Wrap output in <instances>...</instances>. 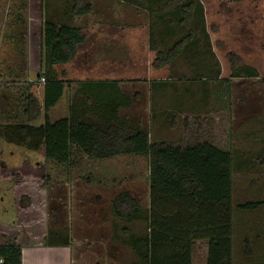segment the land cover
<instances>
[{
	"label": "trees",
	"instance_id": "trees-1",
	"mask_svg": "<svg viewBox=\"0 0 264 264\" xmlns=\"http://www.w3.org/2000/svg\"><path fill=\"white\" fill-rule=\"evenodd\" d=\"M128 1L146 6L152 13L151 18L155 14L152 19L159 20V7H154L158 2ZM95 4L89 0H72L67 8L68 22H56L46 14L42 28L43 65L38 78L39 81L44 79L43 99L41 101L32 92L33 82L16 81L18 77L0 81V98L5 104L0 106V118L5 119L0 122V138L34 152L43 150L47 160L72 168L82 167L86 161L101 162L117 157L146 159L150 208L144 209L126 192L118 194L111 206L115 219L114 237H117L118 222L124 223L120 231L127 239L122 242L130 246L137 257L134 264H193L197 242H205L208 247L207 264H235L232 202L236 164L231 147L232 78H258L259 72L239 66L228 77L219 80L218 72L206 95L208 109L205 114L180 113L182 136L178 141L152 137L141 121L120 117V109L131 107L132 99L123 94L118 81L78 82L80 88L69 104L68 115L52 120L49 112L61 101L70 82L60 76L56 66L78 59L79 48L88 37L74 21L93 17ZM203 4L200 0H189L184 7L193 10L189 16L197 19L198 25L205 30ZM26 9L27 4L23 3L11 15L15 25L11 33L20 40L27 33ZM150 39L154 48L153 30ZM21 45L18 51L24 74L27 51L24 43ZM206 75L201 73L200 77H208ZM16 84H22L20 89L17 90ZM14 108L16 112H13ZM41 116L44 121L37 125ZM170 116L174 119L173 114ZM263 203L248 201L238 208L253 211ZM135 222H143L147 231L134 233L128 223ZM70 241L69 234L50 229L45 238L47 245L69 246ZM0 259L3 264H23L22 247L0 245ZM255 264L264 262L260 258Z\"/></svg>",
	"mask_w": 264,
	"mask_h": 264
},
{
	"label": "rangeland",
	"instance_id": "rangeland-1",
	"mask_svg": "<svg viewBox=\"0 0 264 264\" xmlns=\"http://www.w3.org/2000/svg\"><path fill=\"white\" fill-rule=\"evenodd\" d=\"M64 1L0 0V69L3 64L13 66L14 69H16V66L17 68L21 67L22 57L18 50L22 47L21 43H24L27 51V66L30 62L34 66L32 71L35 73L40 72L44 57L42 28L44 15L47 11L46 6L49 5L54 9L56 5L62 6ZM89 1L96 3V0ZM201 1L204 3L205 8L202 16L205 30H211L214 23L223 26L225 18L228 21L232 18L236 22L241 20L240 26L244 28V33H246L244 34L245 40L240 43L235 41L233 50L236 57L231 59L230 67L229 64H225L226 72L224 74L227 77L230 75L233 59L238 58V63L242 68L250 67L251 70L253 69L260 74L259 80L248 77H243V81L233 79L231 89V147L234 151L236 164L234 188L235 193L247 194L252 199L257 194L264 193V161H262V158H264V0H242L240 3L231 5L229 2L220 0ZM23 3L27 4V9L24 11L27 17V33L22 38L24 42L11 33L15 30L11 15ZM95 5L93 17L88 16L82 21L79 19L74 21L76 26H80L85 31L87 37L90 38V43L94 45L96 44V9H101V3L98 2ZM154 7H159V4ZM42 12L43 19L40 18ZM135 12L134 15L140 17L137 19L140 26H143L146 19L149 22L156 16L153 14V19H151L152 13L148 9L145 13L140 8L135 9ZM149 24H145L144 29L142 27L137 30L138 34L136 33L134 56L137 63L147 59L146 52L141 49L143 47L142 43L147 44L149 40L144 38L145 42L144 40L142 42L141 34L142 36H150L153 29ZM231 33L228 32V34ZM17 41L21 43L17 45ZM158 44V40H155L154 48ZM100 48L104 47L100 46ZM144 48H146L145 45ZM142 52L145 55L143 57ZM99 54L101 53L99 52ZM22 72L21 74H23ZM23 75V78L27 79L26 71ZM208 77L205 78L208 80ZM31 78L35 79L34 73ZM41 82L44 81L41 80ZM171 82L177 84L179 92L187 87V82L183 88L180 87L179 80ZM33 83L36 84V82ZM16 87L17 90L20 89V86ZM203 89L204 86L201 83L199 92L202 93ZM191 91H195V89ZM32 92L39 97L37 87H33ZM199 96V100L190 98L188 103H184L182 106L179 104L169 106L174 116L175 123L173 126L171 125L172 120L168 121V126L163 124L158 114L160 111L158 104L146 106V110L143 112L142 124L150 131L152 137L178 141L182 136L180 129L182 127V116L180 113L205 114L208 109L206 96H204L206 100H202V94L199 93ZM188 98L184 95V100ZM69 99L70 95L68 102L71 100ZM1 103L0 98V106L4 104ZM11 107V105L8 106L7 110L10 111ZM68 107L69 105L63 102L58 111L53 114V119L63 115L66 108L69 110ZM141 108L142 106H136L137 114L140 113ZM16 111L17 109L14 108L13 112ZM3 121L5 119L0 118V122ZM244 160L245 164H242L239 169L237 167L239 162ZM122 192L135 196L144 206L148 204V201H150L149 173L146 159L123 157L101 162L86 161L82 167L72 168L47 160L43 150L34 152L14 142H8L0 138V223H4V225L9 223L11 226L9 232L15 240L19 237L18 233L27 236L29 233L28 228H30L29 224L33 223L34 226L38 224L37 227L35 226L36 228L34 227L37 236V234L42 235L45 226L49 224L51 219L58 222L62 221L60 212L59 215L56 214L58 211L51 213V209L58 206L61 211L63 208L67 209L68 214L65 216L66 224L64 222L63 234L67 235L69 233V236L75 237V244H79L77 248H81L78 249L80 252L86 246L89 247V250L84 252L83 259L85 262L94 264L97 260L107 259L108 264H134L138 261L137 257L130 246L122 242V240L127 239L121 235L120 231L124 223L118 222L117 237L112 234L113 220L115 219L108 210V204L114 196L116 197ZM101 205H104L105 209H101L103 212L100 214L96 209L97 207L101 208ZM35 218H37L36 221H34ZM256 225L264 238V218ZM128 226L137 234L147 231L143 222L128 223ZM101 233H103L102 236ZM99 236L101 238L97 240ZM112 244L115 247H112ZM99 245L101 247H98ZM257 253L262 255L261 261L264 262V242L263 245H260V249L256 251Z\"/></svg>",
	"mask_w": 264,
	"mask_h": 264
},
{
	"label": "crops",
	"instance_id": "crops-1",
	"mask_svg": "<svg viewBox=\"0 0 264 264\" xmlns=\"http://www.w3.org/2000/svg\"><path fill=\"white\" fill-rule=\"evenodd\" d=\"M153 1L159 4V20H150L148 22L146 19L143 22V26H140V23L137 22V19L140 17L134 15L136 14L135 9L140 8L144 11L143 13H145L147 10L146 6L128 0H96V4H98V2L99 4L101 3V9H96L95 15L96 44H91L89 41L90 38L88 37L87 42L79 48L80 55L78 59L70 64L56 66L60 76L70 82L66 86L61 101L49 112V116L52 120H58L68 115V110L66 108V110L63 111V115L53 119V114L58 111L63 102L68 105L70 104L77 90L80 88L78 82L87 80H112L118 81L123 94L132 99L131 107L120 109V117L143 122V112L146 110V106L149 104H158L160 110L158 114L163 124L168 126V121L172 120L171 125L173 126V118L170 116L172 115V111L169 109V106L172 104H186L190 98L199 100V93L202 94L203 100L204 96L208 94L213 85L211 82L216 80L215 78L218 72H220L218 80L227 77L224 74V72H226L225 64H229L230 67L231 59L236 57V55H234L235 51L233 50L235 41L240 43L245 40L244 34L246 33H244V28L240 26L241 20L236 22L232 18L229 19L230 21L225 18L223 26L214 23L211 30H203L201 26L198 25V20L189 16L193 13V10L184 7L189 0ZM71 2L72 0H65L62 6L56 5L54 9L48 5L46 6V14L53 17L56 22H68L67 8L70 7ZM50 9L52 10L50 11ZM46 14L44 15V19ZM40 18L43 19V12ZM83 19L84 17L79 18L80 21ZM76 20L77 19H75V21ZM145 24H149L154 28L152 29L159 44L151 49V33L150 36H142L141 34L142 42L144 38L149 40L147 44L142 43L143 47L141 49L146 52L147 59L137 63L136 57L134 56L135 37L137 30L142 27L144 29ZM234 25L236 26L233 27ZM228 32L232 33L228 34ZM144 45L146 48H144ZM100 46L104 48L101 49ZM99 52L101 54H99ZM144 52H142V57L145 56L143 55ZM93 53H95V55H93ZM238 59H233L232 70L239 66L241 67L238 63ZM38 64L40 65V63ZM32 66L33 65L29 62L26 69L27 79H25L23 78L24 75L21 74L23 71L21 67L17 68L16 66V69H14L13 66L11 67L3 64L0 69V81H10L14 80V77H18L16 81L36 82L33 87H37L39 92L38 98L42 101L43 82L38 80L40 72L37 71L35 73L32 71V69H34V66L33 68ZM11 72L13 73L11 74ZM33 73L35 74V79L31 78ZM201 73H207V76L209 75L208 80L200 77ZM140 74H142L141 78ZM233 79L243 81V77L232 78V80ZM257 79L259 80V77ZM173 80H179L180 87L182 88L187 82V87H185L182 92H179L177 84L171 82ZM203 81L207 83L203 84ZM201 83L204 86L202 93L199 92V85H201ZM16 86H18V84H16ZM19 86H22V84ZM193 89H195V91H191ZM13 94H15L14 91ZM69 95L71 100L69 99L70 101L68 102ZM184 95L189 98L184 100ZM136 106H142L139 114L136 113ZM43 121L44 118L41 116L37 125L42 124ZM118 158L123 157L114 159ZM242 164H245V160L240 161L237 167L240 169ZM132 197L136 199L144 209L150 208V201L144 206L138 198L135 196ZM114 198L115 196L108 204L110 214H112L111 206ZM255 200L264 202V193L257 194L256 197L251 199L247 194L235 193L234 188L232 208L234 214L233 239L236 259L235 264H255L262 256L259 253L256 254V251L260 249V245H263L264 242L263 235L259 232V228L256 224L264 218V203L253 211L241 210L238 208V206L248 201ZM104 205H101V208L97 207V212L101 214L103 212L101 209L104 208ZM66 210L67 209L63 208L61 211L58 206L53 207L51 213H56L58 211L56 214L59 215L60 212L62 221L58 222L55 221V219H51L49 224L45 226L42 235L37 234V236L35 235L36 232L34 231V227L38 224L35 226L33 223L29 224L30 228H28L29 233L27 236L18 233L17 235H19V237L15 240L9 232L11 228L9 223L5 225L4 223H0V245H20L23 251V264H91L85 262L83 259L84 252L89 250V247L86 246L85 249L80 252L78 249L81 248H77L79 244H75V237L69 236L71 239L69 246L47 245L45 243V238L49 229L53 232H64L63 227H65L64 225L66 224L65 216L68 215ZM36 220L37 218L34 219V221ZM112 234L114 233L112 232ZM100 235L102 236L103 233ZM100 238V236L97 237V240ZM111 246L115 247L113 244ZM98 247H101V245ZM207 253L208 247L206 243L197 242L193 252V264H207ZM106 260L107 259L97 260L94 264H108Z\"/></svg>",
	"mask_w": 264,
	"mask_h": 264
},
{
	"label": "built area",
	"instance_id": "built-area-1",
	"mask_svg": "<svg viewBox=\"0 0 264 264\" xmlns=\"http://www.w3.org/2000/svg\"><path fill=\"white\" fill-rule=\"evenodd\" d=\"M43 81H44V79H42ZM0 264H3V260L2 259H0Z\"/></svg>",
	"mask_w": 264,
	"mask_h": 264
}]
</instances>
